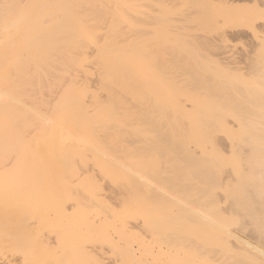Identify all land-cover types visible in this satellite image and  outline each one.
I'll use <instances>...</instances> for the list:
<instances>
[{
    "label": "rangeland",
    "instance_id": "374dc122",
    "mask_svg": "<svg viewBox=\"0 0 264 264\" xmlns=\"http://www.w3.org/2000/svg\"><path fill=\"white\" fill-rule=\"evenodd\" d=\"M0 264H264V0H0Z\"/></svg>",
    "mask_w": 264,
    "mask_h": 264
},
{
    "label": "bare ground",
    "instance_id": "6f19581e",
    "mask_svg": "<svg viewBox=\"0 0 264 264\" xmlns=\"http://www.w3.org/2000/svg\"><path fill=\"white\" fill-rule=\"evenodd\" d=\"M239 1H242V0H239ZM246 1V0H245ZM255 1V0H254ZM228 2V1H227ZM221 3V2H220ZM229 5V4H228ZM223 6V5H222ZM227 6V5H226ZM234 6V5H233ZM228 7V6H227ZM231 6H229V8H230ZM224 8V7H223ZM232 8V7H231ZM234 8V7H233ZM220 9V8H219ZM227 9V8H226ZM221 10H223V9H221ZM228 11V10H227ZM238 32V31H237ZM241 33H243L242 31H241ZM229 34V33H228ZM237 34H239V33H235V35H237ZM232 35V34H231ZM241 35V34H240ZM233 36V35H232ZM243 36H244V33H243ZM254 36V35H253ZM228 37V36H227ZM248 37V36H247ZM255 37H258L257 35H255ZM241 38H244V37H240V39ZM230 39V38H229ZM259 39V38H258ZM231 40V39H230ZM244 40V39H243ZM260 40V39H259ZM229 41V40H228ZM235 63V62H234ZM239 63V62H238ZM241 63V62H240ZM236 64V63H235ZM234 64V65H235ZM242 64V63H241ZM238 65V64H237ZM239 66V65H238ZM247 67L246 68H248V65H246ZM235 67V66H234ZM234 67H232V68H234ZM236 69H237V67H236ZM239 69H240V66H239ZM243 69V68H242ZM249 69V68H248ZM233 70V69H232ZM238 72H240V70L238 71ZM243 72V71H242ZM118 199H119V197H118ZM48 238V237H47ZM49 240V239H48ZM50 241V240H49ZM46 245H48V243L46 244ZM103 248V247H102ZM97 249V248H96ZM95 249V250H96ZM99 249V248H98ZM90 251V250H89ZM99 252V251H98ZM96 253H97V251H96ZM99 253H101V250H100V252ZM105 253V252H104ZM98 256V255H97ZM104 256V255H103ZM102 257V256H101ZM100 258V257H99ZM104 258V257H103Z\"/></svg>",
    "mask_w": 264,
    "mask_h": 264
}]
</instances>
